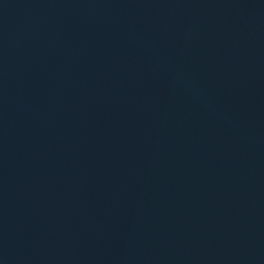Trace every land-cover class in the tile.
Here are the masks:
<instances>
[{"label": "water", "instance_id": "water-1", "mask_svg": "<svg viewBox=\"0 0 264 264\" xmlns=\"http://www.w3.org/2000/svg\"><path fill=\"white\" fill-rule=\"evenodd\" d=\"M0 264H264V0H0Z\"/></svg>", "mask_w": 264, "mask_h": 264}]
</instances>
